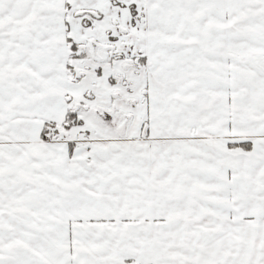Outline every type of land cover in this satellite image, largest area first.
<instances>
[{
	"label": "snow or ice",
	"instance_id": "1",
	"mask_svg": "<svg viewBox=\"0 0 264 264\" xmlns=\"http://www.w3.org/2000/svg\"><path fill=\"white\" fill-rule=\"evenodd\" d=\"M0 264H264V0H0Z\"/></svg>",
	"mask_w": 264,
	"mask_h": 264
}]
</instances>
